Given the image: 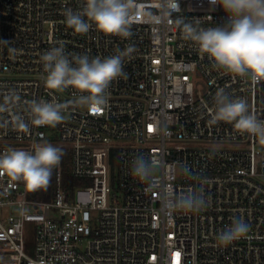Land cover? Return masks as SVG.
Returning <instances> with one entry per match:
<instances>
[{"label":"built area","instance_id":"obj_1","mask_svg":"<svg viewBox=\"0 0 264 264\" xmlns=\"http://www.w3.org/2000/svg\"><path fill=\"white\" fill-rule=\"evenodd\" d=\"M162 2L132 0L131 35L121 38L94 24L84 34L66 25L64 12L82 13L85 0H0V104L9 107L0 113V155L50 143L68 157L55 168L50 201L28 198L22 180L0 175V209L18 210L0 215V264H264V140L213 122L221 89L264 122V79L216 67L175 23L182 15L200 28L222 25V9L178 0L181 13L166 17ZM59 46L101 59L134 48L102 111L71 103L81 95L72 87L46 85L40 58ZM32 100L68 104L65 120L32 125ZM137 158L152 161V183L131 175ZM190 195L203 196L200 211L173 207ZM238 219L246 235L221 246L217 237Z\"/></svg>","mask_w":264,"mask_h":264},{"label":"clouds","instance_id":"obj_2","mask_svg":"<svg viewBox=\"0 0 264 264\" xmlns=\"http://www.w3.org/2000/svg\"><path fill=\"white\" fill-rule=\"evenodd\" d=\"M209 3L223 10L226 22L205 29L185 22L183 16L178 15L175 23L182 27L184 38L207 54L216 67L236 76L250 75L253 80L264 79V0H209ZM132 6V0H85L82 13L71 9L64 12L65 23L78 34L87 33L94 24L98 31L106 35L128 38L131 35ZM160 7L166 17L181 13L178 0H163ZM133 51L130 46L126 51L101 59L90 58L86 54L70 57L63 46L53 47L40 58L47 74L46 85L61 92L72 87L81 95L71 103L100 112L107 106L111 82L126 78L123 60ZM6 99L9 102L13 99L18 101L19 97L10 95ZM215 99L217 108L213 122H234L238 130L264 140V122L249 113L243 99H230L222 89L217 91ZM28 104L34 126L55 127L65 120L68 104L36 100ZM6 111L9 107L0 104V113ZM14 121L18 130L28 131L22 117L16 115ZM62 156V150L50 143H37L31 151L11 149L0 155V175H7L12 181L22 180L32 191L46 188ZM153 172L151 160L137 158L132 163L131 175L138 182L152 183ZM203 205L202 195H190L180 198L173 207L198 212ZM247 231L248 225L243 220H234L219 234L217 242L228 246L243 238Z\"/></svg>","mask_w":264,"mask_h":264},{"label":"trees","instance_id":"obj_3","mask_svg":"<svg viewBox=\"0 0 264 264\" xmlns=\"http://www.w3.org/2000/svg\"><path fill=\"white\" fill-rule=\"evenodd\" d=\"M56 147H59L57 144H53ZM60 148V147H59ZM63 152V156H62V164L64 166H66V164L68 163V157L66 155V151L63 148H60ZM67 174V170L64 171V176ZM54 183H55V169H53L52 171V176H51V180L50 183L48 184V186L46 188H41L35 191L29 190L28 189V198L37 200V201H50L52 200V190L54 187ZM84 182L80 179H73L72 180V185L74 187L80 186L82 185Z\"/></svg>","mask_w":264,"mask_h":264},{"label":"rangeland","instance_id":"obj_4","mask_svg":"<svg viewBox=\"0 0 264 264\" xmlns=\"http://www.w3.org/2000/svg\"><path fill=\"white\" fill-rule=\"evenodd\" d=\"M197 147H205L207 149H214V150H219V149H231L233 147V145L228 144V143H213V144H206V143H197L196 144ZM28 230L32 229L31 225H27ZM28 240L31 242L32 241V237L28 234ZM33 245V243L31 244Z\"/></svg>","mask_w":264,"mask_h":264},{"label":"crops","instance_id":"obj_5","mask_svg":"<svg viewBox=\"0 0 264 264\" xmlns=\"http://www.w3.org/2000/svg\"><path fill=\"white\" fill-rule=\"evenodd\" d=\"M9 213L11 214H17L18 210L15 207H8V208H3L0 209V215L7 216Z\"/></svg>","mask_w":264,"mask_h":264},{"label":"snow or ice","instance_id":"obj_6","mask_svg":"<svg viewBox=\"0 0 264 264\" xmlns=\"http://www.w3.org/2000/svg\"><path fill=\"white\" fill-rule=\"evenodd\" d=\"M93 111L96 112V111H98V109H95V108H94ZM150 130H151V129H150ZM178 255H179V254H177V256H178Z\"/></svg>","mask_w":264,"mask_h":264}]
</instances>
